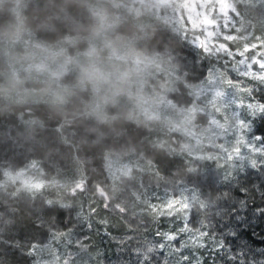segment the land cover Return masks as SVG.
I'll list each match as a JSON object with an SVG mask.
<instances>
[{"label": "rangeland", "instance_id": "1", "mask_svg": "<svg viewBox=\"0 0 264 264\" xmlns=\"http://www.w3.org/2000/svg\"><path fill=\"white\" fill-rule=\"evenodd\" d=\"M151 3L157 6L152 24L163 38L159 50L167 47L170 61L163 62L155 93L139 97L138 103L148 106L144 114H128L150 129L147 142L143 141L148 145L142 144L137 153L117 147L98 157L112 191L123 180L155 173L161 155L179 160L168 164L172 179L157 183L149 177L130 196L132 207L145 216L147 224L139 232L140 244L126 245L130 229L88 188L93 167L77 162L72 170L56 174H48L36 160L6 167L1 179L4 187L15 194L39 195L67 212L63 222L53 221L42 236L24 242L0 238L25 250L29 264H222L224 257L235 255L247 256L248 264H264V247L250 254L251 246L237 239L224 214L222 221L214 214L225 201L219 196L221 184L236 183L244 176L264 183V111L246 107L264 105V83L259 79L264 70L256 63L264 60V0ZM36 38L53 37L41 32ZM220 44L226 51L218 49ZM245 70L257 78L242 75ZM240 101L243 107L237 105ZM37 184L39 188L34 187ZM243 204L244 208L233 210L232 219L255 229L258 215H247L248 205ZM185 226L190 231L181 232ZM1 227L3 236L6 229ZM200 232L205 235L201 237ZM169 235L175 239H167ZM233 236L237 242L231 240Z\"/></svg>", "mask_w": 264, "mask_h": 264}, {"label": "clouds", "instance_id": "2", "mask_svg": "<svg viewBox=\"0 0 264 264\" xmlns=\"http://www.w3.org/2000/svg\"><path fill=\"white\" fill-rule=\"evenodd\" d=\"M156 11L151 0H0V116L44 104L89 134L136 124L128 114H144L139 97L170 61Z\"/></svg>", "mask_w": 264, "mask_h": 264}, {"label": "trees", "instance_id": "3", "mask_svg": "<svg viewBox=\"0 0 264 264\" xmlns=\"http://www.w3.org/2000/svg\"><path fill=\"white\" fill-rule=\"evenodd\" d=\"M129 120H134L127 117ZM91 124V121H87ZM139 125V126H137ZM149 128L144 123L126 124L118 126V131L109 133L107 136L89 134L84 127L71 120L62 121L55 116L44 104L28 106V110L18 109L16 115L0 116V228L4 226L6 233L0 238L9 241L20 239L27 241L36 235L42 236L44 232L51 229V224L66 219V209L56 204L46 203L43 197L31 196L21 192L15 194L9 187L1 183L2 174L6 167H19L28 160L38 161L48 174H56L72 170L77 162H82L87 168L93 167L88 172V188L95 195L103 206L112 208L116 219L125 227L130 229V242L138 243L139 232L147 224V219L130 202V196L149 177H154L153 182H160L172 179V171L168 164L178 162L177 157L169 158L161 155L158 160L155 173H146L128 182L123 180L116 191L109 189L106 182V174L103 172L102 160L98 155H103L114 148L129 147L134 152H140L141 145H148L146 142L149 136ZM108 132V129H103ZM97 144H91L94 141ZM112 140L113 144L108 141ZM146 141V142H143ZM143 142V143H142ZM147 157V154H146ZM89 170V169H88ZM131 185V187H130ZM221 191V192H220ZM219 196L225 199L223 207L214 214L222 219L226 218V224L232 228L238 238L251 246L253 255L256 248L264 247V183L259 179H252L248 176L242 177L236 183L221 184ZM233 201L234 203H229ZM247 215L257 214L259 222L255 229H251L238 220L232 219L233 210L242 209L245 204ZM221 214H224L222 217ZM252 227V226H251ZM237 242L233 236L231 239ZM24 242V241H23ZM240 244V243H239ZM126 249H131L127 247ZM241 249V247H236ZM246 250V249H241ZM127 251V250H126ZM129 258L132 255L128 256ZM247 256H230L223 258L222 264H248ZM29 256L25 250L18 248L12 243L0 241V264H29Z\"/></svg>", "mask_w": 264, "mask_h": 264}, {"label": "snow or ice", "instance_id": "4", "mask_svg": "<svg viewBox=\"0 0 264 264\" xmlns=\"http://www.w3.org/2000/svg\"><path fill=\"white\" fill-rule=\"evenodd\" d=\"M212 35H213L212 32H208V36H212ZM200 43H201V46H203V42H200ZM218 49H219V50H224V51H226V49H224L223 44H220ZM218 49H216V51H218ZM204 50H205L206 52H210V51H211V50H210L209 48H207V47H205ZM228 54L231 55V53H228ZM241 63H243V60H241ZM256 63H258L259 66H260V68H261L262 70H264V60H257ZM241 74L244 75V76H249V75H251L254 79L257 78L255 73H250V72L247 71V70L243 71ZM210 77H211V76H210ZM210 79H211V78H210ZM259 79H260L261 83H264V75H261V76L259 77ZM229 83H231V81H229ZM235 87H238V88H239L240 85L237 84V85H235ZM237 105L240 106V107H243V106H244V105L242 104L241 101L238 102ZM246 107H247L248 109H253V110H257V111H264V105H261V104H259V103H257V104L249 103V104H247ZM241 127L246 128V127H247V124L242 122V123H241ZM241 140L243 141V144L245 145V142H244L245 140H244L243 138H241ZM245 146H246V145H245ZM235 151H236V152H239L240 149L237 148ZM252 151H256V149H252ZM252 163L255 165L256 160H252ZM34 187L39 188L40 185L37 184V185H34ZM199 203L202 204V202H199ZM170 206H171V205H169V207H170ZM184 207H185V208H188V204L185 203V204H184ZM180 231H181V232H183V231H190V229H188L187 226H185L184 228H181ZM199 235H200L201 237H203V236L205 235V233H204V232H200ZM167 239H169V240H173V239H175V236L169 235V236L167 237Z\"/></svg>", "mask_w": 264, "mask_h": 264}]
</instances>
